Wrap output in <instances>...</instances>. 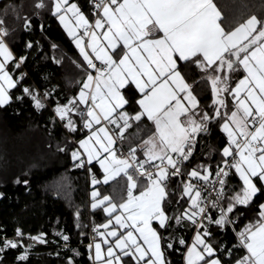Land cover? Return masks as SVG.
<instances>
[{
	"label": "snow or ice",
	"instance_id": "snow-or-ice-1",
	"mask_svg": "<svg viewBox=\"0 0 264 264\" xmlns=\"http://www.w3.org/2000/svg\"><path fill=\"white\" fill-rule=\"evenodd\" d=\"M33 7L50 8L82 58L80 63L73 61L83 73L78 92L52 108L53 125L59 118L69 133L87 131L71 141L77 145L70 153L73 167L87 165L93 186L124 181L119 200L101 198L95 190L90 194L91 209L102 208L107 217L92 228L87 245L92 264H168L165 241L172 249L175 240L186 247L184 264H264V202L258 205V218L239 231L230 215L264 192V20L250 15L227 30L215 0H97L92 21L69 0H35ZM23 24L25 30L31 27L28 18ZM8 36L0 19V107L12 101L10 90L24 76L13 78L25 57L13 62ZM25 46L31 48L32 43ZM193 67L200 75L189 83ZM240 70L243 75L233 81ZM205 81L212 99L201 105L194 89ZM127 87L137 93L133 112L125 110ZM55 90H45L44 99ZM23 96L36 110L45 107L35 87L23 86L16 100ZM73 116L80 118L79 127ZM145 118L152 127L138 126ZM213 122L227 138L214 174L211 164H197L185 173L199 137ZM133 127L136 131L129 135ZM93 163L101 179L93 173ZM233 170L238 184L229 183ZM178 177L177 185L171 186ZM23 183L28 185L27 180ZM185 223L195 228L191 243L182 236L164 235ZM212 226L221 231L231 227L235 234L237 242L226 252V244H220L223 256L214 247ZM55 235L68 246V235ZM23 238L29 240L27 246ZM47 242L45 233L26 234L17 227L14 237L2 238L0 253L19 247L22 251L15 259L26 261L30 249ZM233 249H243L244 254L233 260ZM66 264H74L73 257Z\"/></svg>",
	"mask_w": 264,
	"mask_h": 264
},
{
	"label": "trees",
	"instance_id": "trees-1",
	"mask_svg": "<svg viewBox=\"0 0 264 264\" xmlns=\"http://www.w3.org/2000/svg\"><path fill=\"white\" fill-rule=\"evenodd\" d=\"M70 1L77 3L81 10L92 17V0ZM34 2L35 0H0V19H4L5 26L9 29L6 42L13 53V62L18 61L21 56L25 57L24 62L13 74L14 79L24 74L22 83L10 90L12 101L0 107V193L3 194L0 196L2 229L0 244L1 238L14 235L17 227L26 234L35 235L43 232L48 242L45 245L37 244L30 249L26 261L15 259L22 251L21 248L8 249L0 253V264H62L70 248L77 249L79 253L77 259L82 264H90L87 257L88 248L84 243L88 239L90 227L103 223L107 217L103 215L101 208L91 209L89 194L92 190H97L100 196L109 195L119 200L120 186L124 181L117 179L108 184L100 183L93 186L87 165L83 168L73 167L70 153L76 144L71 141L78 140L87 131L69 133L59 118H56L53 125L52 108L57 101L65 103L78 92L77 82L82 80L83 73L73 61L80 63L82 58L72 39L51 15L50 8L37 10L33 7ZM44 2L47 4L48 0ZM215 2L222 12V26L227 30L238 26L250 15H256L258 19L264 20V0H215ZM25 18L29 19L31 25L27 30L23 24ZM29 41L32 47L26 48L25 45ZM53 44L56 48L52 47ZM56 60L60 63H55ZM13 62H10V72ZM181 70L183 71V67ZM192 71L195 74L188 78L189 83L197 80L200 75L194 67ZM242 74L240 70L233 76V81L238 80ZM25 85H31L38 90L45 104L44 108L36 110L27 96L16 100V96L21 95V89ZM53 86L56 89L53 95L44 99V91L50 90ZM194 94L201 105L211 103V86L206 81L195 85ZM124 95L129 100L125 110L133 112L136 110L133 107L137 98L136 91L132 87H127ZM73 119L79 127L80 118L73 116ZM138 126L145 129L152 127L146 118ZM135 131L136 128L133 127L129 135ZM224 138L219 123H211L209 132L199 137L200 142L195 147L191 163H185V173L197 164H211L213 171L221 159L220 149L225 146ZM59 147L66 148V151H58ZM91 167L96 178L100 179L101 172L97 165L93 163ZM17 178L20 182L14 183ZM179 179L181 178L172 179L171 186L175 187ZM24 180L28 181L27 186L23 183ZM263 201L264 192L257 194L249 206H237L230 214L237 220L234 225L236 231L258 218V205ZM169 212L171 213V208ZM60 231L70 238V244L66 248L58 246L61 237L55 233ZM210 231L213 234L214 247L221 256L223 254L220 253V244H226L224 250L226 252L227 248H231L237 242L231 227L221 231L218 227L212 226ZM164 248L168 264H182L181 250ZM233 253L234 260L243 255L244 251L233 249Z\"/></svg>",
	"mask_w": 264,
	"mask_h": 264
},
{
	"label": "crops",
	"instance_id": "crops-1",
	"mask_svg": "<svg viewBox=\"0 0 264 264\" xmlns=\"http://www.w3.org/2000/svg\"><path fill=\"white\" fill-rule=\"evenodd\" d=\"M69 2H71L70 0H69ZM81 10V9H80ZM84 14H85V16L89 19V21H92L93 19H94V17H93V15H92V17H89L87 14H86V12H84L83 10H81ZM59 22V21H58ZM59 24H60V22H59ZM61 25V24H60ZM61 27L63 28V26L61 25ZM63 30H64V28H63ZM78 31V34H80V35H83V31L82 30H77ZM64 32H65V30H64ZM66 33V32H65ZM67 34V33H66ZM68 35V34H67ZM69 37V36H68ZM85 39V43H86V41H87V37H85L84 38ZM74 45V44H73ZM74 47H75V45H74ZM121 48H122V45L120 46ZM76 48V47H75ZM76 50H77V52L79 53V51H78V49L76 48ZM118 58V57H117ZM95 73H93V75H94ZM243 75V74H242ZM133 89H134V87H132ZM135 90V89H134ZM85 135H87V133L85 134ZM225 136V135H224ZM226 137V136H225ZM82 137H80L79 139H81ZM78 139V140H79ZM76 147H77V145H76ZM125 150H127V147L125 146ZM97 168L99 169V167H98V165H97ZM100 171V170H99ZM100 178H102V174H101V177ZM90 181H91V179H90ZM101 183H103V182H101ZM229 183L230 184H238L239 183V181H238V177H236L235 175H234V170H233V175L231 176V179L229 180ZM235 190V189H234ZM95 191H97V190H95ZM92 192V191H91ZM91 192H90V194H91ZM89 194V195H90ZM104 196V195H103ZM103 196H100L101 198L103 197ZM91 202H92V198H91V196H90V204H91ZM264 202V201H263ZM89 204V205H90ZM101 210H102V213H103V215L104 216H106L105 215V213L103 212V209L101 208ZM106 220H107V218L105 219V221L103 222V223H101V224H104L105 222H106ZM101 224H99V225H101ZM101 230H103V229H101ZM194 233H195V231H194V229H193V227H190L187 223H185V224H183L182 226H180V227H178L177 229H176V231L175 232H173L172 231V229L170 228L169 229V231L168 232H165L164 233V235L165 236H169V235H172V236H176V237H183L184 239H185V241L187 242V243H191L192 242V237H193V235H194ZM167 241H165V245H164V247H166L167 248ZM173 243H174V247L173 248H175L176 250L178 249V250H181V253H182V264H184V258H183V254H184V252L186 251V247L185 246H182V245H180L179 243H178V240H175V241H173ZM73 249H75V248H70V249H68L67 250V254L65 255V258H66V260H67V258L68 257H73V260H74V264H82L77 258H78V255H75L74 254V252L72 251ZM76 251H77V249H75ZM93 255H94V251H93ZM87 257H89V253H88V255H87ZM89 259V258H88ZM66 260H65V262L64 263H62V264H66ZM89 262H90V264H92V261H90L89 260Z\"/></svg>",
	"mask_w": 264,
	"mask_h": 264
},
{
	"label": "built area",
	"instance_id": "built-area-1",
	"mask_svg": "<svg viewBox=\"0 0 264 264\" xmlns=\"http://www.w3.org/2000/svg\"><path fill=\"white\" fill-rule=\"evenodd\" d=\"M97 2V0H92L91 1V8H92V5H94L95 3ZM92 10V12H93V8L91 9ZM97 64H99V62H97ZM224 141H225V144L227 143V138L225 137L224 138ZM76 148V147H75ZM74 149V148H73ZM119 150V149H118ZM124 151L126 152L127 150H125L124 149ZM213 172V174H214V172H215V169L212 171ZM89 178L91 179V177L89 176ZM187 177H186V175H185V177H184V179H186ZM94 226H91L90 227V233H89V235H88V239H87V241L84 243V245L87 247V245L90 243V241H91V237L94 235L93 234V232H92V228H93ZM194 229V231H195V228H193ZM65 235H67V234H65ZM12 237H14V235H12V236H9L8 238H12ZM3 238V237H2ZM1 238V239H2ZM70 239V238H69ZM23 244L24 245H26V244H28L29 243V240L27 239V238H23ZM69 244H70V242L68 241L67 242V245L69 246ZM55 245V244H54ZM65 241H63L62 239H61V241L58 243V246L59 247H61V248H66L65 246ZM56 246V245H55ZM67 246V247H68Z\"/></svg>",
	"mask_w": 264,
	"mask_h": 264
},
{
	"label": "rangeland",
	"instance_id": "rangeland-1",
	"mask_svg": "<svg viewBox=\"0 0 264 264\" xmlns=\"http://www.w3.org/2000/svg\"><path fill=\"white\" fill-rule=\"evenodd\" d=\"M101 179V178H100ZM93 191V190H92ZM91 196V195H90Z\"/></svg>",
	"mask_w": 264,
	"mask_h": 264
}]
</instances>
